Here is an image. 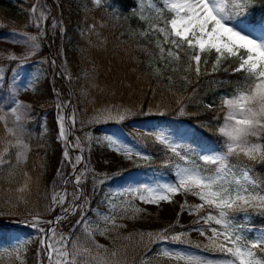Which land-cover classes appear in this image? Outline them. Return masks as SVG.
Returning a JSON list of instances; mask_svg holds the SVG:
<instances>
[{
  "label": "snow or ice",
  "instance_id": "6c2138e0",
  "mask_svg": "<svg viewBox=\"0 0 264 264\" xmlns=\"http://www.w3.org/2000/svg\"><path fill=\"white\" fill-rule=\"evenodd\" d=\"M93 2L99 7L103 0ZM144 3L145 0H138V10H134V14L148 22L149 17L144 14ZM150 3L155 4V0H150ZM255 3L256 0H160L162 7L154 8L156 22H149L148 28L140 33L142 36L157 35L155 46L159 51L160 61H167V65L178 63L182 55H187L188 66L185 71H194L199 76L201 66L207 65L208 57L214 55L213 72L220 70L224 61H231L232 64L223 70H231L242 76L243 82L235 88L233 94L221 97L222 108L226 111L224 123L217 132L224 138L223 151H197L189 144L175 139L171 133L158 131L154 134V141L163 146V163L175 170V181L157 183L154 186L129 184L120 192L122 196L130 194L133 200L139 199L143 203L157 206L161 201L171 203L177 194L197 197L200 201L198 204L189 205L185 200L181 205V211L187 209L189 214L196 215L195 223L201 226L193 230L207 241L206 244H195L194 247L218 255L209 258L184 249L164 246V242L191 245V241L185 238L188 235L186 232L170 234L175 225L158 232L120 235V230L126 225L118 221L136 219L144 211L128 200L117 205L112 203L113 197H108V212L98 213L100 223L89 222L85 213L90 201L81 187L86 180L85 173L81 172L73 180L63 179L64 184H74L75 191L71 194L66 189L60 192L53 190L51 210L59 207L61 215L54 220H44L39 213L33 215L30 212L31 220L23 221L40 234L39 253L47 257V264H129V249L135 251L142 246L145 251H151L153 244L161 245L156 257L168 264H264V230L257 231L252 239H248L246 233L253 229L235 222L237 212L245 213L244 220L250 218V212L264 216V178L255 176L254 169L248 163H241H264V21L250 18V10ZM37 11L34 4L31 13L35 15ZM165 12L168 13L167 17ZM46 18L45 13L40 11L37 20ZM36 26L39 28L40 24L37 23ZM92 27L94 29L95 25ZM53 28H56L55 23ZM43 35L41 29L39 36H27L25 40L13 39V43L28 45L31 50L19 57L15 53H9L6 58L19 61L22 66L40 47L39 39ZM51 63L55 65V60ZM156 71L159 73L160 70ZM67 78L70 79V75ZM2 80L3 69L0 67V81ZM16 95L18 92L13 94L14 106L10 111L4 112L0 106V123L4 125L7 136L12 138L0 140V169L5 165L12 166L11 160L7 158L11 149L16 150V164L26 161L29 151L23 138V120L30 106L16 99ZM57 107L62 113V106L58 103ZM206 107L211 109L212 105ZM129 114L128 110L117 111L115 118L122 121ZM180 114H185L183 107L180 108ZM8 116L13 118L14 127H8ZM105 118H114L111 110L105 109L98 113L93 122H103ZM70 119L74 127L75 113ZM58 123L60 138L67 142V135L70 133L65 127V117L62 114L58 115ZM105 139L114 151L126 159L131 160L136 156L146 162L152 160L150 155L127 146L114 137ZM72 146L81 149L80 137L76 138ZM64 158L71 163L73 173L84 159L82 155H78L75 162H72L68 147L65 148ZM57 175L63 177L62 171H58ZM109 178L105 174L103 179ZM26 188L25 184L17 191L23 193ZM77 212L80 213V219L76 221L74 229L80 226L81 235H76L74 231L72 234L58 232L59 224ZM97 233L110 238L113 247L97 243ZM117 241L122 243L117 245ZM140 264H151V261L142 257Z\"/></svg>",
  "mask_w": 264,
  "mask_h": 264
},
{
  "label": "trees",
  "instance_id": "16d2710c",
  "mask_svg": "<svg viewBox=\"0 0 264 264\" xmlns=\"http://www.w3.org/2000/svg\"><path fill=\"white\" fill-rule=\"evenodd\" d=\"M35 3L36 0H0V35L39 36L41 29L43 30L39 51L33 60L45 61L49 71L53 70L51 62L55 60L61 71L74 77V81L69 82L72 113H75V126L71 124L70 132L75 140L80 137L82 151L77 150L84 159L75 173L71 163L64 157L56 165L49 156L53 151V143L42 136V119L54 106L49 101H37L29 105L23 120V138L29 146L27 159L16 164V150L11 149L7 158L11 160L12 166L5 165L0 169V213H5L0 215L1 221L20 225L25 220H31L30 212L33 215L39 213L42 219L48 220L53 213V190L63 191V186L67 185L68 191L74 192V184H64L63 179L72 180L70 175H79L81 172L86 177L81 187L90 201L85 213L88 218L98 188L90 154L84 144L87 136L100 128L115 126L123 133H129L143 151L152 157L150 167L170 176L169 166L163 163L164 148L147 136L129 131L127 126L130 123L155 122L160 126H186L193 130L192 143L197 151H223L224 138L217 132L225 114L221 97L233 94L235 88L243 82L242 76L231 70H223L232 64L231 61H224L220 70L213 72L214 55L208 57L207 65L201 66L199 76L194 71H185L188 66L187 55H182L180 62H174L175 71L168 68L156 73L151 61L158 52L155 46L157 35L142 36L140 33L148 28L149 22H156L154 8L162 7L160 0H155V4L145 0L144 14L149 17L148 22L134 14V10H138V0H103L99 7L80 5L75 0L70 4L64 1V4L59 5L58 15L53 22L56 28L51 23L47 33L44 24L31 13ZM167 16L168 13L165 12V17ZM250 18L264 21V0H256L250 10ZM37 23L40 24L39 28ZM45 37L47 44L44 42ZM0 66L5 69L3 80L0 81V106L8 109L14 106L11 72L16 68L17 62L2 61ZM207 105H212V108L206 107ZM181 107L184 108V115L180 114ZM105 109L111 110L114 118L93 122L98 113ZM124 110L130 112L126 119L121 121L115 118L117 111ZM161 112L164 114L160 115ZM10 139L12 138L7 136L4 125L0 123V140ZM233 162L237 161L233 158ZM241 163H248L254 169L255 176L264 178V163ZM58 171H62L63 177L57 175ZM25 184L27 188L24 192H18L17 189ZM183 196L189 203L195 201L192 195ZM117 199L118 203L127 200L124 197ZM244 216V213L238 215L239 223L245 228L253 229L252 232L264 230V216L251 212L248 220H244ZM122 222L126 223L122 236L129 233L158 232L170 225L176 226L170 234L189 233L192 230V224L180 226L168 224L164 220H159L154 230L145 225L133 227L135 219H124L119 223ZM73 231L76 235H81L80 226L73 228ZM105 238L107 242L104 246L113 247L112 240L106 236ZM116 243L119 245L122 241ZM157 245H151V251H145L142 246L135 251L129 249V264H140L142 257L150 259L151 264H168L156 257ZM15 252L11 248L0 252V264H21L15 257Z\"/></svg>",
  "mask_w": 264,
  "mask_h": 264
},
{
  "label": "rangeland",
  "instance_id": "374dc122",
  "mask_svg": "<svg viewBox=\"0 0 264 264\" xmlns=\"http://www.w3.org/2000/svg\"><path fill=\"white\" fill-rule=\"evenodd\" d=\"M64 1L69 2L70 4V2L73 0ZM64 1L36 0L35 4L38 11L35 14V18L37 20V17L40 15V11L45 13L47 18L40 22L44 24L46 33L50 24H53L56 16L58 15L59 5L64 4ZM75 1L80 5L83 4L89 7L96 6L93 0ZM27 36L31 35H0V62L15 61L6 58L9 53H15L18 57L28 53L31 50L28 45L12 42L13 39L25 40ZM44 42L47 44L46 37ZM38 51L39 48L35 51V54L31 55L22 66L19 64V61H15L17 62V66L13 72H11L12 88L14 93L18 92L16 99H19L25 105H31L37 101H49L53 104L54 109L47 112L42 119V136L53 143V151L49 156L56 165H59L64 157L65 148L68 147L69 158L72 159L74 157L73 162H75V158L81 154L76 152L78 151L77 148L72 146L75 144L76 140L73 138L70 132V127L72 124L70 118L73 116V113L69 95V82H73L74 77L70 76V79L67 78V76L70 74L63 72V70L61 71V69L56 65H53V70L49 71L48 65L45 61L33 60ZM173 64L174 63L167 65V61L161 62L159 58V51L157 52L156 56H153L151 61V66L156 73V69H159V73H161L163 70L173 68ZM0 67H2L4 73L5 69L3 66ZM58 103L63 108L62 113L57 107ZM10 108L11 107L3 110L4 112H8L10 111ZM60 114L65 117V127L70 133L67 135V142L60 138V127L58 123V115ZM12 119L13 118L11 116L7 117L8 127L10 128L14 127ZM223 123L224 117L221 125ZM127 128L129 131L135 134L147 136L150 138V140H154V134L156 132L164 130L167 133H171L172 136L178 141L189 144L192 148H194V143H192L193 130L191 128H187L186 126L175 127L168 126L166 124L160 126L155 122H134L130 123ZM106 137H114L123 142L125 145L133 147L144 154L150 155L146 151H143L144 149L137 141H134L129 133H123L118 127L115 126H108L94 130L90 135L87 136L84 147L86 148L88 154H90L91 164L96 175L98 188L97 197L92 202L90 215L87 218L89 222L100 223V216L98 213L108 212V197H113L112 203L117 205L121 204L117 202V198L124 197L131 201L136 207L144 210L143 212L139 213L138 217L135 219V225L133 227L140 228L141 226L145 225L149 226L151 230H154V226L159 220H164L168 224H177L178 220V224L180 226L192 224V230L187 233L188 235L185 237L187 240L191 241L192 245H175L164 243V246L175 249H184L188 252L208 256L209 258H213L214 255H218L194 247L195 244L203 245L206 244L207 241L199 234V232L193 230L201 226L200 224L195 223L197 219L196 215L189 214L187 209L181 211V205L185 202L183 194L175 195L172 198L171 203L161 201L158 206L155 204L143 203L139 199L133 200L130 194L127 196L120 195V192L129 184H147L154 186L157 183L163 184L166 182H173L176 179L175 170L172 167H169L170 174L172 175L170 176L167 173L158 172L155 168L150 167L151 161L146 162L137 158L136 156H133L131 160L126 159L122 154L114 151L113 147L109 146L108 141L105 139ZM105 174H107V176L110 178L104 180L103 178ZM70 176L73 180L74 176ZM101 180H103L102 183L100 182ZM63 187V190L66 189L67 193H72L68 191L67 185ZM193 197L195 198L196 202H188L189 205L198 204L200 202L197 197ZM68 199H71V195L68 196ZM241 213L243 212L235 213V222L237 224H240V217H238V215ZM59 215H61V209L57 207L48 220H54ZM78 219H80L79 212H77L75 215L68 216L67 219L59 224L57 231L71 234ZM122 223L126 225L125 222ZM45 227H47V225ZM124 232L125 228L121 229L120 235H122ZM256 233L257 231H251L247 232L246 235L248 239H252ZM95 240L101 245H106L107 242V238H105L103 235H99L98 233L95 235ZM18 245L19 248L17 247ZM157 246L159 248L161 245L158 244ZM10 248L16 250L15 257L17 258L19 256L17 259L21 264H41L42 261L43 264H47V257L39 253L40 234L35 229L28 227L26 223L13 225L0 220V252H4Z\"/></svg>",
  "mask_w": 264,
  "mask_h": 264
}]
</instances>
